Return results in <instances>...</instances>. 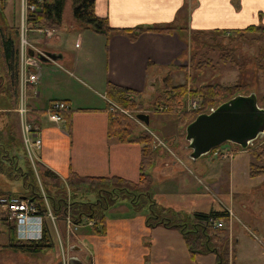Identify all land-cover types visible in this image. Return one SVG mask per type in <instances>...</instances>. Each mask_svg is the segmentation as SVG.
<instances>
[{"label": "crops", "instance_id": "1", "mask_svg": "<svg viewBox=\"0 0 264 264\" xmlns=\"http://www.w3.org/2000/svg\"><path fill=\"white\" fill-rule=\"evenodd\" d=\"M66 9L69 11L64 20ZM94 10L96 16L106 19L109 26L115 29L168 25L173 26L174 30L167 34L146 31L135 40H130L126 34L105 37L76 22L72 17L71 1L68 0L58 30L45 29L49 36L38 32L25 34L29 43L32 41L38 46L31 47L34 46L45 55L56 57L46 62H40L35 57L40 63V78L36 85L27 84L25 87L20 66V45L18 47L8 35V31H15L19 38V25L17 26L16 20L13 23L7 21L5 13H1L0 51L7 50L10 55L7 54L6 63L0 58V75L4 80V89L0 87V117L4 120L12 117L20 123L17 109L20 102L25 101L29 109V122L41 132L40 164L65 184V179L71 173L87 178L119 177L136 183L141 146L136 143H119L107 136V105L110 104L106 97L107 83L137 91L140 102L146 91L159 95L166 77L170 78L172 84L182 73L186 77L190 56L188 35L191 32L235 31L253 25H264V0H95ZM29 35L31 41L28 39ZM29 50L33 51L28 48L27 55ZM17 54L18 84L11 92L7 90V78L12 72L7 74L3 70L7 63L16 62ZM154 82H160L159 88H154ZM53 101L69 105L68 128L65 114L64 124L48 120L45 110ZM148 125L144 124L146 128ZM19 135L21 139L20 131ZM20 139L19 147H22ZM1 140L0 146H12L8 143V134ZM221 149L232 151L228 147ZM163 150L164 148H159V153L165 155ZM244 152L250 155L249 160L242 158L243 176L248 178V166L254 159L249 151ZM235 153L238 152L234 150L233 160ZM203 158L207 167L203 163L204 167L197 170L205 182L198 180V183L218 194L228 186L229 195L234 197L235 176L231 177V172L227 174L222 171L224 164L216 169L213 166L215 160L223 159H216L214 153ZM178 160H172L167 155L164 160L159 157L150 170V175L153 197L159 201L158 204L180 215L179 211L185 209L174 197L192 195L191 190L196 189V183L186 176L184 180L187 184L182 180L169 181ZM242 161L236 159L235 166L239 167ZM154 168L158 171L152 174ZM233 171L234 169L232 173ZM261 202L264 209V199ZM223 207L222 212L229 209ZM106 212L103 234H95L91 227L82 226L75 235L77 238L73 236L81 244L82 250L83 246H89L92 250L91 257L86 251L90 264H182V260L186 258L192 261L178 230L163 225L153 228L146 226L148 210L136 211L132 207L130 209L120 205L117 208L113 206ZM117 213L121 215H116ZM247 219L253 227V231L244 229L243 237L248 241V250L241 248L239 240H236L238 250L236 252L233 247L232 253L230 250V264H237L241 260L245 264H264V251H251V248L264 250L263 222L259 223L258 213L252 211ZM157 235L159 240H156ZM228 245L230 249V240ZM177 253L181 258L177 257Z\"/></svg>", "mask_w": 264, "mask_h": 264}, {"label": "trees", "instance_id": "2", "mask_svg": "<svg viewBox=\"0 0 264 264\" xmlns=\"http://www.w3.org/2000/svg\"><path fill=\"white\" fill-rule=\"evenodd\" d=\"M68 0H29V3L36 5V12L28 15L27 25L30 28H40L47 30H58L62 24V16L64 6ZM72 7V17L81 26L90 29L92 32L105 37L112 34H126L130 40H135L141 33L146 31L167 34L174 30L173 26H154L145 28L133 29H115L109 26L106 19L99 18L95 14V0H70ZM232 34H237L240 37L245 35H254L257 42L256 65L258 70H264V25L249 26L242 30L235 31H213V32H197L194 37L200 36V39L207 40L211 37H230ZM205 38V39H204ZM195 41V40H194ZM6 51H0L1 60L8 61ZM10 55V54H9ZM14 55V54H13ZM220 56V55H219ZM16 62L7 63L6 69L3 71H11L12 74L7 78V90L11 92L18 84L19 71ZM15 60V59H14ZM222 64H230L237 66L236 58L233 56L222 55L218 57ZM210 61V60H207ZM13 63L15 64L14 67ZM209 63L203 65V61H197L195 57H191L190 68L195 70H202L207 67ZM259 70V71H260ZM3 76L0 75V87L4 89L2 83ZM245 87L238 83L229 85H202L197 88H192L188 91L187 84L173 85L170 78L166 77L163 81V90L157 96L154 103V108L162 109L161 112L172 113L181 109L177 124L181 129H184L187 124L192 122L197 115L201 113H208L211 109L217 107L221 103L237 96L244 94ZM255 93V92H254ZM139 93L135 90L125 87L115 86L111 83L106 85V97L110 104H113L121 109L129 112L140 111L141 106L137 102ZM189 94L192 98L197 99L200 103V110L187 112L185 99ZM258 97V96H257ZM259 106L264 108V94L258 97ZM107 105V111L110 108ZM177 114V115H178ZM149 117V115H147ZM70 112L65 114L66 126H69ZM139 125L128 116L116 111L109 113V120L107 124V136L116 139L119 143H136L141 146L139 176L138 181L129 182L119 177L111 178H87L79 177L70 174L66 180V186L69 190V200L66 187L61 188L62 180L54 173L44 168L41 164L37 166V176L35 175L29 161L27 160V169L24 171L18 165L17 155L13 154L11 148L0 146V174H7L10 180H21V192L13 193L2 191L0 196H27L28 199L33 200L37 206L46 211L43 198L45 197L50 205L52 213L58 217L61 222L62 216L69 209V213L75 224H82L86 220L91 221L95 234H103L105 230V213L119 202H126L136 211H142L147 208L148 214L145 218L146 226L153 228L159 225L167 228L176 229L182 235L188 254L191 258L198 255H205L207 253H214L216 256L215 264H227L228 252L226 249H220L221 239L214 235H209L208 231H215L218 229L205 228L200 225V221L206 220L209 217L220 219L227 216L225 212H209L196 213L192 223L183 221L177 213L170 208H166L160 204L153 197L152 192V178L150 170L155 165L157 151L159 147L153 148L157 145L155 137L145 131L139 129ZM140 130V131H138ZM19 143V141H18ZM20 145V143H19ZM20 151L24 152L23 148L19 147ZM214 149L209 153L213 154ZM254 162L248 166V176L250 178H258L264 176V142L255 148L249 150ZM31 177L33 181H30ZM41 181L47 183V189L41 192L35 188L34 183ZM44 194V196H43ZM90 195L93 196V201L90 200ZM86 198H89L86 200ZM173 214V218L169 214ZM182 220H180V219ZM7 216L5 212L0 210V223L7 224ZM62 223V222H61ZM9 229V238L11 241V248L16 252L35 256L43 252L45 249L52 248L51 229L46 227L44 230V237L38 242H20L15 239V225L10 222L6 225ZM7 229V230H8ZM264 240V236H263ZM215 242V243H213ZM210 243L214 248H210Z\"/></svg>", "mask_w": 264, "mask_h": 264}, {"label": "rangeland", "instance_id": "3", "mask_svg": "<svg viewBox=\"0 0 264 264\" xmlns=\"http://www.w3.org/2000/svg\"><path fill=\"white\" fill-rule=\"evenodd\" d=\"M68 11H69L68 9L65 10L64 20L68 16L67 14ZM1 13H5L6 15L5 19L11 23L15 22L16 20L18 26L20 24L19 0H0V14ZM2 20L3 17L0 18V24H2ZM17 30H18L19 38L16 36L15 31H8V35L19 47L21 43V33H20V28H18ZM31 35L34 36L33 34ZM188 36L190 38V42H189L190 56L187 63L188 76L186 74V77H184V74L182 73L180 78L177 81H175L174 84L179 85L177 83L185 82L187 84V88L189 91L192 88H197L202 85H215V84L229 85V84L238 83L245 87L244 94L255 92L258 97L264 94V70L259 69L260 70L259 71L255 62L258 46H257V42L255 41L256 37L254 35L249 34V35H245L244 37H240L237 34L236 35L232 34L230 37H221V36L211 37L207 40L200 39L201 38L200 36L194 37L193 32H191ZM25 39H27V36ZM28 39L29 40L31 39L30 35L28 36ZM27 42L29 43L28 40ZM29 44L31 46L35 45L32 41ZM34 50L36 53L40 52V50L35 47ZM219 55L235 57L237 59L236 62L238 63V65L233 66L228 63L222 64L218 60V57H220ZM192 56L195 57L197 61L198 60L203 61V65L205 63H209L208 66L204 67L200 71L195 70L194 68H190L189 65ZM159 86H160V82H154V88H159ZM161 89L163 90V88ZM144 94L145 95L143 96V99H141V102L137 99V102L141 106V110L135 112H129V111L128 112L130 113V115L135 114V116L136 114H140V113L149 115L150 123L147 126V128L146 126H144L143 123L139 121L138 122L135 121V122L139 125L138 126L139 129H144V130L146 129L145 131H147V129L148 131L150 130L149 133L152 134L153 137L155 136L157 137V138L155 137L157 142V147L159 145L160 146L159 148H164L163 151L165 155L159 153V149H158L156 161L159 157L161 160H164V158H166V155L167 157L171 156L172 160L173 159L176 160L178 158L179 159L178 163L176 167L172 169L173 174L171 177L169 176L170 179L169 181H172L174 179L176 182L182 180L185 184H187V182L184 180L186 176L188 179H192V181L196 183V189L194 188V191L191 190L192 195L177 196L180 199L174 197V200L180 204L182 203L183 204L182 206L185 209L179 211L181 217H185L183 221L187 223H192L194 220V215L196 213L198 212L204 213L211 211L222 212L221 210H223L224 208L223 206H225L230 209L232 213V217L229 218L225 216L220 218L219 220L224 223V228L215 231H208L207 233L209 235H214L219 237L222 241V243L219 246L220 249L222 248L226 249L227 251H229L228 252L229 254H230V250L231 253L233 252V248L237 252L238 248L236 247V243H235L236 240H239V244L241 248H246V250H248V244H247L248 241L245 240L243 235L245 233L244 231L245 228L253 231V227L250 224L249 220L247 219L251 211L254 213H258V222L259 223L263 222V226H264V209L261 202V200L264 199V183H263L264 178L253 179L250 177L247 178L246 176H243L244 162L242 161V158L249 160L250 155L246 154L244 150H242L240 147L232 143L227 142L220 145L218 148L220 151H222L221 155L223 151H225V149H221L222 147H228L229 149L232 150L230 151L232 153H234V150L238 152L237 154L235 153L236 155L234 160L232 159L233 156L226 160L221 158L220 155H214L216 159L218 160L223 159V160L222 161L215 160L213 164L214 169L224 164L223 165L224 169L222 171H224V173L227 174L231 172L230 175L231 177L233 175L235 176L234 179L236 180V183L234 184V190H233V194L235 196L233 197V195H229L230 193H228L229 192L228 186L222 188L220 194L214 193L213 190H208L206 189V187L204 188V185L198 183V180L205 182V179L203 176H200L201 174L199 173L197 168L199 169L204 167L203 160L205 158L201 157L197 161L193 162L189 157L191 151L189 150L188 143L185 140V127L184 129H181L177 124V120L179 118L178 113L181 112V109L178 110L177 112L173 111L172 113L161 112L162 111L161 108L158 110L157 108L153 109V107H156L154 106V103L158 95L156 93H147V91ZM17 96L19 99V92H17ZM188 98L191 99L192 97L189 94L186 95L185 105L187 103ZM195 101L198 102L197 99H195ZM186 110H188L187 107ZM187 112H192V110H188ZM19 131H20L19 123L17 119L15 118L13 119L11 117L9 119L4 120L2 116L0 117V141H2L1 139L3 138V136H5V134H8V143L12 145L10 148L12 150L14 149L13 154L17 155L19 167L23 168L25 171L27 169L28 164L24 152L22 151V149L21 151L19 149V143H18V140L20 139ZM157 140H160L161 142H158ZM263 142H264V136L261 139H257L256 141H254L247 148V151H249L251 148H255L256 146L260 145ZM236 159L242 161V164L239 165V167L235 166L234 161ZM157 162H159V160ZM183 164L185 166H183ZM205 166L207 167L206 164ZM233 169L234 171L232 173ZM156 171H158V169L154 168L152 170V174L156 173ZM29 178L30 181H33L31 177ZM184 183H182L181 185H184ZM262 183L263 185H261ZM34 185L35 188L37 190H40L41 192H43V188L44 190H46L48 186L47 183L44 184L43 181L42 184L41 181L39 180L36 181ZM21 186H22L21 180L14 182V180H10V178L7 177V174L4 173L0 174V192L7 190V192L19 193L22 190ZM92 197L93 196L91 195L90 197L91 201H93ZM88 199L89 198H86V200ZM120 205L123 206L125 205L126 207H129L131 209V206L126 202H119L114 207L117 208ZM143 210L147 211V208H144ZM226 210H224V212L227 214ZM106 213L105 216L107 215ZM116 215H121V213H117ZM169 217L173 218V214L170 213ZM9 223L10 221L7 220V224ZM85 223L86 222L83 221L82 224ZM7 224L0 223V264H57L61 262V259L63 258L62 255H64L65 258L68 257V259L71 257H77L84 264H90L89 261L90 259L88 256V253L90 257L92 255V250L90 249V247L83 246V250H82L81 244L75 239L77 238L76 236L75 238L72 237L70 241H67L65 237L66 234L63 225L61 224L60 221H56L57 229H55V231L51 226V224L48 223L47 221V227L51 229V238H52L51 240L53 247L45 249L43 252L35 256H30L16 252L13 248L10 247L11 241L8 235L9 229L6 226ZM58 236L60 237V240ZM159 239L160 237L159 235H157L156 240ZM229 240H230V249L228 248ZM209 246L210 248H214L211 243ZM72 247H78V248L81 247V248L77 252V251H73ZM253 250H255L256 252L264 251L262 249L259 250L258 248L256 249L251 248V251ZM229 254H228L227 264H230V260H231ZM177 257L181 258V256L178 253H177ZM215 258L216 256L214 253H207L205 255H198L192 258V261L186 258L185 260H182V264H215L216 263ZM176 264H178V262ZM237 264H245V261L241 260Z\"/></svg>", "mask_w": 264, "mask_h": 264}, {"label": "built area", "instance_id": "4", "mask_svg": "<svg viewBox=\"0 0 264 264\" xmlns=\"http://www.w3.org/2000/svg\"><path fill=\"white\" fill-rule=\"evenodd\" d=\"M20 2V33H21V43H20V66L22 73V81L23 84L26 85H36L40 78V64L34 58H30L27 55L28 48L31 45L25 39V34L28 32H38L39 34H44L49 36V33L45 29L40 28H30L27 25L28 15L36 12V5L29 3V0H19ZM36 93V91H34ZM110 108L108 109V113H114L119 111L127 116H129L132 120L138 122L135 114L130 115L127 110L121 109L113 104H110ZM186 107L188 110L198 111L200 109V103L195 101V99H187ZM162 110V109H161ZM187 110V111H188ZM70 112V107L67 103L62 101H53L51 102L45 110V114L48 120L52 123H65L63 115ZM17 113L20 117V133H21V145L24 150L25 157L29 161L31 168L33 169L36 177L37 176V166L40 165L39 152L42 148V137L41 132L32 127L31 123L28 119L29 109L26 105L25 101L20 102V105L17 109ZM158 142H161L157 140ZM159 147V145H158ZM153 148H157V145H154ZM219 148L214 149V155H220L223 159L231 158L234 153L225 149L222 155ZM230 153V154H229ZM224 154V155H223ZM67 187V186H66ZM68 193L69 200V190L66 188ZM44 196V194H43ZM43 202L45 205L46 211L40 209L33 200L22 199L21 196H0V210L5 212L7 219L14 223L15 225V239L17 241L26 243V242H38L44 237V230L47 227V221L51 224L54 231L57 229L56 221H58V217L55 216L51 209L47 199L44 197ZM227 217H232V213L230 209L226 210ZM61 224L63 225L65 231V237L67 241H70L73 236L76 235L79 228L83 226V224H75L71 215L69 213V209L66 210V213L61 218ZM201 226L205 228L212 229H222L224 228V223L219 219L214 217H209L206 220L199 222ZM93 223L91 221H87L85 226L91 227ZM58 231V230H57ZM59 237V236H58ZM60 240V237H59ZM62 240V239H61ZM61 242V241H60ZM61 262L63 264H67L68 257L65 258L62 255Z\"/></svg>", "mask_w": 264, "mask_h": 264}, {"label": "water", "instance_id": "5", "mask_svg": "<svg viewBox=\"0 0 264 264\" xmlns=\"http://www.w3.org/2000/svg\"><path fill=\"white\" fill-rule=\"evenodd\" d=\"M31 57L32 51H28ZM41 62L56 57L47 54V57H38ZM136 118L145 125L149 123L146 114H136ZM264 136V108L259 106L256 93L237 95L208 113H201L185 127V140L191 151L189 157L192 161L209 154L212 149L224 143H232L241 149H247L254 141ZM64 184H61V188ZM26 199L27 196H21ZM79 251L80 247H72ZM57 264H63L59 262ZM67 264H84L79 258L71 257Z\"/></svg>", "mask_w": 264, "mask_h": 264}, {"label": "bare ground", "instance_id": "6", "mask_svg": "<svg viewBox=\"0 0 264 264\" xmlns=\"http://www.w3.org/2000/svg\"><path fill=\"white\" fill-rule=\"evenodd\" d=\"M29 49H33V51L32 50H30V51H32L33 53H34V56L33 57H31L30 55H29V53H28V55H29V57H31V58H34V59H38L39 60V56H42V57H44V56H46L47 57V54L45 55L44 53H40V52H38V53H36L35 52V50H34V48L33 47H30ZM36 57V58H35ZM48 60H49V58H48ZM40 61V60H39ZM41 62V61H40ZM40 64V63H39Z\"/></svg>", "mask_w": 264, "mask_h": 264}]
</instances>
